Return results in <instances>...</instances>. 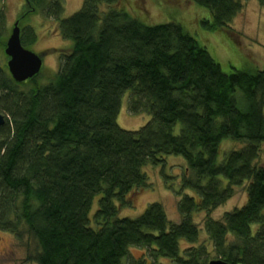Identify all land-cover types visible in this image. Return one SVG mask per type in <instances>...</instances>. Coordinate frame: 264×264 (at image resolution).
Returning <instances> with one entry per match:
<instances>
[{
    "label": "trees",
    "instance_id": "trees-1",
    "mask_svg": "<svg viewBox=\"0 0 264 264\" xmlns=\"http://www.w3.org/2000/svg\"><path fill=\"white\" fill-rule=\"evenodd\" d=\"M190 1L210 11L213 21L204 24L213 31L229 28L243 7L239 0ZM129 3L84 0L61 20L65 0H26L16 21L23 46L37 41L24 27L36 12L58 20L73 43L50 83L39 85L42 71L24 83L8 71L11 35L0 0V231L35 242L27 263L208 264L212 251L200 241L194 214L213 212L247 184L243 207L204 226L214 260L264 264V166L257 163L264 70L227 74L180 24L147 26L128 12L136 13ZM258 3L264 9V0ZM127 92L130 112L151 116L134 132L117 124ZM228 139L242 149L223 155ZM169 155L187 162L181 188L194 193H177L180 222L169 221L158 203L120 218L133 194L149 187L147 169ZM132 248L145 257L133 259Z\"/></svg>",
    "mask_w": 264,
    "mask_h": 264
},
{
    "label": "rangeland",
    "instance_id": "rangeland-1",
    "mask_svg": "<svg viewBox=\"0 0 264 264\" xmlns=\"http://www.w3.org/2000/svg\"><path fill=\"white\" fill-rule=\"evenodd\" d=\"M190 0H130L128 12L135 19L147 26H157L168 23L180 24L200 45L205 47L211 56L220 64L222 70L231 74L234 72H256L264 70V9L260 7L258 0H239L243 5L241 11L235 17L229 28L213 31L204 24L212 22L210 11L197 6ZM84 0H65L64 14L61 20L69 18L79 12ZM26 10V0H5V11L10 27V35L15 22ZM132 12H131V11ZM139 14V15H138ZM24 27L34 31L37 41L24 47L37 54L43 55L41 75L37 78L39 85L50 83L49 74L57 73L60 69L61 58L64 52L72 47V41L64 39L59 31V22L50 19L41 12L31 14L25 21ZM26 33V32H25ZM22 40V38H21ZM8 62V59H7ZM53 75V74H52ZM131 92L124 94L117 117L118 126L125 131H138L150 120L149 114H133L129 110ZM0 114H2L0 112ZM180 126L177 127L179 132ZM243 144L231 139L222 142V152L229 153L242 149ZM264 166V146L257 161ZM187 162L181 156L169 155L164 157V162L157 167H149L148 188L133 194V207L122 209L120 218H137L141 216L151 204H161L169 221L179 223L181 216L178 212V203L185 195L193 196L191 190L182 192V180L186 175ZM247 184L235 189L234 196L226 203L211 213L200 212L194 214V221L200 228V241L212 246L208 240L204 223L208 218L215 221L221 220L225 213L241 208L247 202ZM181 193V198L177 195ZM98 207V198L95 199L91 216ZM257 226H254V230ZM26 244H30L27 247ZM189 244L183 243L187 248ZM36 253V244L25 237L24 242H19L16 237L8 232L0 231V264H35L27 263L28 250ZM130 256L139 260L145 257L144 249L132 248ZM163 264H170L169 260H162Z\"/></svg>",
    "mask_w": 264,
    "mask_h": 264
},
{
    "label": "water",
    "instance_id": "water-1",
    "mask_svg": "<svg viewBox=\"0 0 264 264\" xmlns=\"http://www.w3.org/2000/svg\"><path fill=\"white\" fill-rule=\"evenodd\" d=\"M5 54L8 58V71L17 83H24L40 74L43 66V55H37L23 46L19 22L15 23L11 36L7 41ZM5 123L4 115L0 114V128ZM208 264L228 263L217 259L210 261Z\"/></svg>",
    "mask_w": 264,
    "mask_h": 264
}]
</instances>
